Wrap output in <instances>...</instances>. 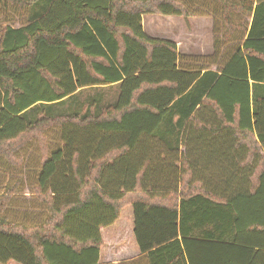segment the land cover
<instances>
[{"label":"trees","instance_id":"trees-1","mask_svg":"<svg viewBox=\"0 0 264 264\" xmlns=\"http://www.w3.org/2000/svg\"><path fill=\"white\" fill-rule=\"evenodd\" d=\"M0 5L22 18L0 23V151L43 136L46 212L36 225L0 214V264H264V0ZM145 14H211L212 53L149 37ZM113 85L108 104L58 110Z\"/></svg>","mask_w":264,"mask_h":264},{"label":"rangeland","instance_id":"rangeland-1","mask_svg":"<svg viewBox=\"0 0 264 264\" xmlns=\"http://www.w3.org/2000/svg\"><path fill=\"white\" fill-rule=\"evenodd\" d=\"M204 11H208V9L204 7ZM159 17L163 19L164 26L161 27L163 31L171 30V24L178 22V18L174 16ZM239 19L241 22L246 23L250 18L247 14H242ZM184 20L186 30L184 28L183 32L179 33V53L183 55L186 53L192 54L191 52H194L197 44H199L200 49L211 48L212 37L209 39L207 35L213 31L216 18L209 14L195 16L192 22L188 21L189 19ZM3 22L18 26L22 22V18L14 7L0 5V23ZM194 35L198 38V41L193 40ZM210 68L214 69V66H210ZM116 94V85L82 89L72 101L71 99L65 101L58 110H66L75 102L85 105L92 98H99L100 104H108L115 99ZM45 134L50 150L60 145L59 129L57 127L49 129ZM42 139L44 138L40 136L38 130H32L22 135L21 138L2 145L3 151H0V214L8 220L36 225L42 223L46 216L44 205L33 188L36 173L40 167L41 152H39V145ZM137 196L136 192L132 193V195H129V199H134ZM6 264L17 263L10 262Z\"/></svg>","mask_w":264,"mask_h":264},{"label":"crops","instance_id":"crops-1","mask_svg":"<svg viewBox=\"0 0 264 264\" xmlns=\"http://www.w3.org/2000/svg\"><path fill=\"white\" fill-rule=\"evenodd\" d=\"M156 15L157 14L142 15L141 23H142V29H143L144 33L146 35H148L149 37H152V38L166 39V40H170V41L174 42L176 44L177 51L179 53V50H180V48H179V44H180L179 33L180 32L182 33L184 28L186 30V27H185L186 24H185L184 19H189L188 21L192 22V21H194L193 17H195V16L184 18L182 16L166 15V16L177 17L178 22L171 24V30L163 31L161 29V27L164 26V23H162L163 19L160 18L159 16H165V15H159V16H156ZM156 17H159V18H156ZM158 21H160V22H158ZM207 27H208V25H207ZM210 33L211 34L207 35V38L211 39V37H212L211 48L200 49L198 46L199 44H197V46L194 48V52H191L192 54L186 53L184 55H200V56L210 55L213 51V31ZM193 40L198 41V38L194 35ZM186 50H189V49H186ZM10 262L16 263L14 261H9L8 263H10Z\"/></svg>","mask_w":264,"mask_h":264}]
</instances>
